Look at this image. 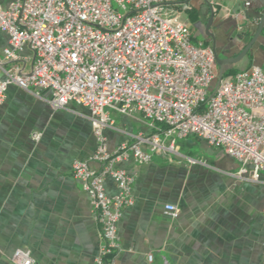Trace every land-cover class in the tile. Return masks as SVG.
Returning <instances> with one entry per match:
<instances>
[{"label":"crops","instance_id":"crops-1","mask_svg":"<svg viewBox=\"0 0 264 264\" xmlns=\"http://www.w3.org/2000/svg\"><path fill=\"white\" fill-rule=\"evenodd\" d=\"M173 7L190 25L192 42L214 48L224 59L236 57L249 42L264 0H181ZM212 10L214 41L205 34ZM7 46L8 37L0 32V59ZM16 64L28 71L32 53L23 50ZM251 66L264 72V34L223 74ZM216 71L219 75L218 66ZM71 108L52 111L15 85L7 89L0 106V264H12L16 250L28 251L35 264H95L100 228L71 165L88 159L96 140L86 112ZM108 115L114 125L104 131L109 152L127 141V134L150 133L138 116ZM36 133L38 141L32 139ZM91 167L99 169L96 163ZM117 168L134 177V204L123 209L117 224V264H262L264 185L225 175L236 172L238 163L221 149L188 136L175 140L174 152L145 164L129 158ZM104 188L108 196L117 194L110 178ZM165 206L175 207L176 216Z\"/></svg>","mask_w":264,"mask_h":264},{"label":"built area","instance_id":"built-area-1","mask_svg":"<svg viewBox=\"0 0 264 264\" xmlns=\"http://www.w3.org/2000/svg\"><path fill=\"white\" fill-rule=\"evenodd\" d=\"M175 1L12 0L0 5V32L8 37L0 59V106L15 85L52 111L81 108L90 122L96 149L88 159L74 160L71 174L100 228L95 264H117V224L123 209L134 204V177L117 168L122 161L149 163L155 155L174 152L175 140L196 136L238 163L236 172L225 175L264 185V72L251 66L217 82L213 50L193 45L190 25L180 19ZM26 49L32 53L28 71L16 64ZM110 111L138 116L149 135L127 134L128 140L109 152L104 131L114 129ZM106 178L115 184V196L106 194ZM164 209L176 216L175 207ZM261 218L264 224V209ZM10 262L35 264L24 250H16Z\"/></svg>","mask_w":264,"mask_h":264},{"label":"water","instance_id":"water-1","mask_svg":"<svg viewBox=\"0 0 264 264\" xmlns=\"http://www.w3.org/2000/svg\"><path fill=\"white\" fill-rule=\"evenodd\" d=\"M213 19H214V11L212 10L211 13H210V17L208 19V22L206 24V27H205V34L212 41H214V36L209 33V28H210V26H211V24L213 22ZM263 29H264V12L261 14V16L259 18L256 30H255L253 36L251 37L249 42L244 46V48L241 50V52L236 57L220 59L216 55V52H215L214 48H212L216 65L219 68V75H218L217 82H219L221 80V78H222L224 67L232 66V65L240 62L247 55V53L251 50L253 45L258 40V38L261 36V33H262Z\"/></svg>","mask_w":264,"mask_h":264},{"label":"trees","instance_id":"trees-1","mask_svg":"<svg viewBox=\"0 0 264 264\" xmlns=\"http://www.w3.org/2000/svg\"><path fill=\"white\" fill-rule=\"evenodd\" d=\"M261 34H264V29H263V31H262V33H261ZM228 74H230V72H228V73H224L222 77H227V76H228Z\"/></svg>","mask_w":264,"mask_h":264},{"label":"rangeland","instance_id":"rangeland-1","mask_svg":"<svg viewBox=\"0 0 264 264\" xmlns=\"http://www.w3.org/2000/svg\"><path fill=\"white\" fill-rule=\"evenodd\" d=\"M176 1H181V0H176ZM176 1H175V2H176ZM192 43H193V45H195V46L198 45V43H195V42H192Z\"/></svg>","mask_w":264,"mask_h":264}]
</instances>
